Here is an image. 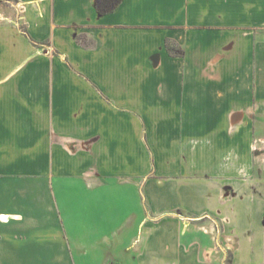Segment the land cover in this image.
<instances>
[{"label": "crops", "instance_id": "obj_1", "mask_svg": "<svg viewBox=\"0 0 264 264\" xmlns=\"http://www.w3.org/2000/svg\"><path fill=\"white\" fill-rule=\"evenodd\" d=\"M17 2L23 30L0 21V264H143L165 236L170 264H211L216 248L178 241L211 215L237 237L230 264H264V198L236 197L264 143V0ZM164 219L179 233L150 228Z\"/></svg>", "mask_w": 264, "mask_h": 264}, {"label": "rangeland", "instance_id": "obj_2", "mask_svg": "<svg viewBox=\"0 0 264 264\" xmlns=\"http://www.w3.org/2000/svg\"><path fill=\"white\" fill-rule=\"evenodd\" d=\"M115 1L116 0H97V3L100 7L106 8L111 6ZM20 12L21 5L18 4L17 0H0V21H17L19 22V26L23 30V25L19 18ZM259 139L261 140V138H258V140ZM254 143V148L258 150L256 152L254 151L255 153L252 160V162H254V184L256 185V187L253 189L251 188V190H249L251 192H248L246 188L242 189L240 190L239 195L236 196L245 200L252 197L255 198L256 196H258L257 198H264V143H262L261 141H255ZM259 148H261V150H259ZM231 195L232 192H230L229 190H223V197L225 199H229ZM236 200L237 199H235V201ZM261 202H263V200H261ZM144 209L145 207L142 206L141 208L139 207L137 210L140 212L143 211V213H145ZM215 216L216 215H211L209 218H204L201 221H194L193 219H190L189 222L198 223L199 228L201 227L203 229H206L208 231L206 232L207 235L201 232H197V234L195 235L193 233L184 231V233L178 235V241L180 244L184 245V247L189 248L190 252L193 255L195 254L200 259V249L203 245L207 243L208 246L216 248L215 251L212 252V260H209L211 264H230L231 249L234 242L237 241V237L230 230V224L228 222L221 221V219H219V216ZM165 220L166 219L161 220V222L156 223L155 226L153 225V227L150 228L163 232H169L171 229L174 231H178L179 233L182 227V223H174V226H171L170 228V225H168L167 221ZM262 220V225L264 227V212ZM177 224H179V226H176ZM156 242L159 244L157 249L143 252L142 255H137L138 259H140L143 264H170V250L162 252L161 248H163V246L160 245V242L170 243V237L165 236L160 239L157 237ZM120 264L126 263L122 262Z\"/></svg>", "mask_w": 264, "mask_h": 264}, {"label": "trees", "instance_id": "obj_3", "mask_svg": "<svg viewBox=\"0 0 264 264\" xmlns=\"http://www.w3.org/2000/svg\"><path fill=\"white\" fill-rule=\"evenodd\" d=\"M120 0H116L112 6H110L109 8H106V9H99L101 12L102 11H107V10H111L113 9V7H115V5H117V3L119 2ZM77 41L84 44V45H89L91 43V41L87 40L86 36L85 35H79L77 37ZM166 48L168 50V52L170 53V55L172 56H183L184 55V49L179 45L177 44L175 41L173 40H169L167 39L166 42Z\"/></svg>", "mask_w": 264, "mask_h": 264}, {"label": "flooded vegetation", "instance_id": "obj_4", "mask_svg": "<svg viewBox=\"0 0 264 264\" xmlns=\"http://www.w3.org/2000/svg\"><path fill=\"white\" fill-rule=\"evenodd\" d=\"M257 139V138H256ZM256 141H261L260 139L258 140H256ZM255 142V141H254ZM262 142V141H261ZM259 150H261V148H259ZM254 151L256 152V151H258L256 148H254Z\"/></svg>", "mask_w": 264, "mask_h": 264}]
</instances>
